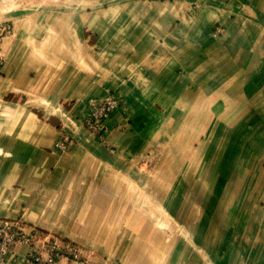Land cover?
<instances>
[{"label":"crops","instance_id":"crops-1","mask_svg":"<svg viewBox=\"0 0 264 264\" xmlns=\"http://www.w3.org/2000/svg\"><path fill=\"white\" fill-rule=\"evenodd\" d=\"M11 1L0 4L14 32L0 74V221L24 211L40 251L75 243L87 264H244L231 240L211 254L217 232L184 212L188 200L151 189L193 191L199 172L216 186L222 171L231 197L264 203V0ZM109 93L120 106L101 143L84 127L87 102Z\"/></svg>","mask_w":264,"mask_h":264},{"label":"rangeland","instance_id":"rangeland-1","mask_svg":"<svg viewBox=\"0 0 264 264\" xmlns=\"http://www.w3.org/2000/svg\"><path fill=\"white\" fill-rule=\"evenodd\" d=\"M1 2L2 0H0V4ZM29 3H31L30 0L11 1V5H27ZM9 5L10 4H8L7 7L11 6ZM182 158L183 157H179V160ZM173 159H175V156ZM175 175H179V173H176ZM199 175L202 177L200 186L197 189H193V191L192 189H187V187L181 189L169 186L164 188L162 186L161 188L157 183V185H154L151 189L152 195L156 192L159 199L188 200V204L184 202V212L188 215H190L191 212H198L201 217L200 220L202 221V226L207 227L210 225V227H212L211 230H215V232H217V236L213 234L216 237L213 241V243L216 244V252H212L211 254L217 256H222L223 254L228 255L229 253H220L219 251L223 249L225 244H223L222 239L226 241V244H228L231 240L233 248L240 245L243 249V246H245L244 251L231 252L232 260L243 261L246 264H264V251H252V249L254 250L255 245L264 244V234L262 235L260 233V231L264 230V203L252 205L251 203L249 204V202H243L245 199H236L238 197L235 198L234 195L231 197L230 189H227L228 191L226 193V189L222 185V183H224V173L222 171H217L215 173L216 186L211 187L206 185V179L208 178L207 173L205 174L204 172L203 174L199 172ZM204 175L207 177H204ZM234 189L235 188H232L231 191L235 192L236 190ZM225 197L226 199H224ZM189 199H197L199 202L198 207L195 203L190 204ZM256 209H258V219L255 220L253 217L252 219L248 218L246 220V216L249 217L248 213L251 214ZM21 214L25 215L24 211H20L18 215L15 213V215L8 216L6 218H15ZM225 215L230 218L229 222L225 219ZM219 239H221V241H219ZM74 245L77 244L74 243ZM206 256L208 255L206 254ZM227 257L228 256H226V258Z\"/></svg>","mask_w":264,"mask_h":264},{"label":"built area","instance_id":"built-area-1","mask_svg":"<svg viewBox=\"0 0 264 264\" xmlns=\"http://www.w3.org/2000/svg\"><path fill=\"white\" fill-rule=\"evenodd\" d=\"M222 29L216 28L215 33ZM12 28L6 23L0 24V74L5 64L3 41L5 37L13 35ZM88 115L84 121L85 129L101 143H105L106 123L112 112L120 106V99L109 93L102 98L88 99ZM71 143L67 135H61L55 143L57 150H66ZM38 241L36 229L27 225L24 214L15 218H6L0 221V264H5L6 257L17 245L24 244L29 249L23 258L24 264H70L78 262L87 264L86 251L73 243H59L48 240L41 246L35 245Z\"/></svg>","mask_w":264,"mask_h":264},{"label":"water","instance_id":"water-1","mask_svg":"<svg viewBox=\"0 0 264 264\" xmlns=\"http://www.w3.org/2000/svg\"><path fill=\"white\" fill-rule=\"evenodd\" d=\"M25 216V215H24Z\"/></svg>","mask_w":264,"mask_h":264}]
</instances>
